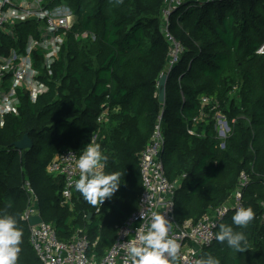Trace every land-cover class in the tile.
<instances>
[{
    "label": "trees",
    "instance_id": "trees-1",
    "mask_svg": "<svg viewBox=\"0 0 264 264\" xmlns=\"http://www.w3.org/2000/svg\"><path fill=\"white\" fill-rule=\"evenodd\" d=\"M62 1L77 13L78 23L46 80L49 90L36 102L23 95L19 114L0 125V213L14 216L23 232L17 264H41L23 218L30 205L27 182L40 215L61 240L79 232L98 239L99 258L106 253L120 225L138 208L143 190L139 158L158 122L166 175L176 183L179 225L212 213L231 198L241 172L250 176L244 207L252 208L254 219L239 228L232 224V210L219 222L245 233V250L237 253L214 239L202 249L201 260L264 264V53H256L264 44V0H182L168 26L183 46L172 68L164 0ZM30 29L19 28L21 43ZM85 31L91 35L75 37ZM17 45L0 33L1 51ZM164 74L162 102L158 86ZM203 97L211 101L203 103ZM103 104L120 107L107 126L97 121ZM218 117L229 127L225 139ZM96 132L109 157L103 171L119 172L122 183L100 211L76 190L70 209L61 204L63 179L46 167L64 148L81 153ZM25 134L34 145L20 151L14 143Z\"/></svg>",
    "mask_w": 264,
    "mask_h": 264
},
{
    "label": "built area",
    "instance_id": "built-area-1",
    "mask_svg": "<svg viewBox=\"0 0 264 264\" xmlns=\"http://www.w3.org/2000/svg\"><path fill=\"white\" fill-rule=\"evenodd\" d=\"M181 4L182 0H164L162 7L164 34L171 46L170 68L178 62L183 51L181 43L168 29L170 15ZM77 23V13L62 0H0V33L18 43L7 53L0 50L1 126L8 116L19 114L23 95L26 94L32 102H36L41 95L48 92L47 81L54 74L55 63L60 58L68 33ZM24 25H29L31 32L25 42L21 43L19 28ZM89 35L91 33L85 31L75 37L84 38ZM256 53H264V44ZM210 101L208 97L202 98L203 103ZM102 107L97 119L100 125L105 123L111 109L106 104ZM224 121L220 123L225 124ZM225 133L222 129L219 134L221 136ZM97 140L98 132L93 135L92 142L97 143ZM164 143L161 124L158 122L139 158L143 190L138 208L120 225L115 242L101 258L95 252L98 239L92 241L87 235H80L78 232L70 240L63 241L59 238L56 227L43 220L42 223L30 227L29 237L41 264H131L126 255L127 242H138V230L147 226L153 211L164 214L170 222L168 234L178 244L176 259L179 264H198L202 261L200 253L214 241L219 222L230 211L244 207V190L249 184L250 176L241 172L237 187L227 202L212 213L204 215L197 223L187 220L181 226L175 218L176 183L167 177L162 159ZM79 155L76 150L64 149L46 167L49 174L63 179L61 204L70 209L74 207V182L79 178V169L76 167ZM26 186L30 194V205L23 218L28 221L29 216L40 213L35 190L29 182ZM103 205L104 202L102 205L98 204L97 211Z\"/></svg>",
    "mask_w": 264,
    "mask_h": 264
},
{
    "label": "clouds",
    "instance_id": "clouds-1",
    "mask_svg": "<svg viewBox=\"0 0 264 264\" xmlns=\"http://www.w3.org/2000/svg\"><path fill=\"white\" fill-rule=\"evenodd\" d=\"M109 157L103 153L99 143L90 142L81 151L76 167L79 178L74 182L76 191L92 206L102 205L111 199L122 181L119 172L103 171ZM251 207H239L232 216V224L245 228L254 219ZM144 219L143 216H141ZM146 227L138 230V242H127V257L131 264H175L178 244L169 237L170 222L160 212L153 211ZM23 232L17 227V220L7 213H0V264H17L21 251ZM215 239L237 253L245 250L247 237L243 231H236L220 223ZM198 264H218L208 257Z\"/></svg>",
    "mask_w": 264,
    "mask_h": 264
},
{
    "label": "water",
    "instance_id": "water-1",
    "mask_svg": "<svg viewBox=\"0 0 264 264\" xmlns=\"http://www.w3.org/2000/svg\"><path fill=\"white\" fill-rule=\"evenodd\" d=\"M167 78H168V74H164L159 79L158 94H159V99L162 102L165 101V97H166ZM224 123H225L226 127L228 128L227 122L224 121ZM14 144H15L16 148L20 151L30 149L34 145L32 138L28 134H25L21 140L16 141ZM42 222H43V218L39 214L31 215L28 217L29 227L40 224Z\"/></svg>",
    "mask_w": 264,
    "mask_h": 264
},
{
    "label": "crops",
    "instance_id": "crops-1",
    "mask_svg": "<svg viewBox=\"0 0 264 264\" xmlns=\"http://www.w3.org/2000/svg\"><path fill=\"white\" fill-rule=\"evenodd\" d=\"M119 110H120V107H114L113 109L111 108L109 116H108L107 120L105 121V123L103 125H105V126L109 125L110 124V120H111L110 117H112V115L118 113ZM227 130L229 131V129H227ZM227 135H228V133L226 132L225 134H221V137L226 138Z\"/></svg>",
    "mask_w": 264,
    "mask_h": 264
},
{
    "label": "rangeland",
    "instance_id": "rangeland-1",
    "mask_svg": "<svg viewBox=\"0 0 264 264\" xmlns=\"http://www.w3.org/2000/svg\"><path fill=\"white\" fill-rule=\"evenodd\" d=\"M170 44V43H169ZM170 48H171V46H170ZM218 120L220 121H222L223 119L221 118V117H218ZM220 121V122H221ZM218 123V130H219V133H220V130H224V131H226L227 133H229V131L227 130V128H226V125L225 124H223V123ZM222 139H225V138H223V137H221ZM65 149V148H64Z\"/></svg>",
    "mask_w": 264,
    "mask_h": 264
}]
</instances>
